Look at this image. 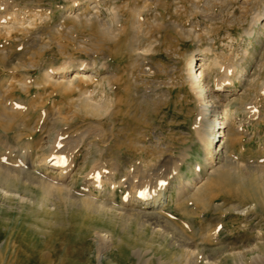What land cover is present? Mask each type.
Here are the masks:
<instances>
[{"label":"rangeland","instance_id":"1","mask_svg":"<svg viewBox=\"0 0 264 264\" xmlns=\"http://www.w3.org/2000/svg\"><path fill=\"white\" fill-rule=\"evenodd\" d=\"M13 1L17 2L19 8H21V5L25 7L28 4V7L41 9L40 11L48 13L49 17L45 21L40 18L37 19L36 22L39 26H34L35 29L30 26L31 29H34L32 35L29 33L25 35V33L14 30L10 38V35L7 32L3 34L5 33L3 31L0 38V112H2V94H6V96L9 94L7 96L9 99L18 100V102L20 100V106L24 107L25 110H28L30 105L32 107V101L34 100H36L34 105L39 107H35L28 118L25 115L24 117L19 115L21 118L17 116L13 121L0 120V156L1 152L6 151L4 146L7 143L14 146H24L29 141V133L32 132L30 127L33 126L40 115L44 114L45 117L46 114L50 115L52 113L47 121L42 116L45 121L42 122L43 124L41 123V126L46 125L47 130H38L35 135L36 138L40 137V134L44 136L45 133V137H47L51 130L53 136H56L54 131L57 129L61 137L64 136L69 139L70 136L77 135L80 129V133L83 132L88 137L82 148L83 151L81 150L79 155L82 168L86 164L84 171L88 170L97 161H99V164L105 162L104 164L109 169L115 162L122 163L124 169L129 167L135 169L141 164L145 167L148 161L156 158L157 153L154 151V147L156 141H158L157 136H161L162 143L166 140L164 143L167 144L169 149L166 154L179 156L185 152V154L188 153L191 156L188 162L201 161L204 152L196 135L195 125L200 123L198 119L202 116H200L199 108H197L199 103L195 99L196 97L188 85H185L182 70L184 69V60L191 51L214 46L213 53L219 54L220 63L223 62L222 67L230 63L238 65L241 62L242 49L246 48L242 44L245 42L243 40L245 38L244 27L247 26L248 18L253 15L255 6L264 4V0H224V4L217 5L213 10L211 6H206V0H200L201 9L206 6V12H203L195 8L193 5L194 0H106L107 7L116 3L119 10L121 9V24L124 26L116 39H110L103 36L96 20L93 24H90L85 19L81 21L73 17L67 18L64 13L65 8L71 5L70 0ZM144 4H147L145 10ZM136 8L148 11L147 13L144 12V15L146 17L150 15L151 17L149 23L143 26V30H137L133 26L134 17L137 13ZM157 11H162L166 16V20L163 22L162 19L158 20L155 17ZM108 14L109 12L105 10L102 15L107 19ZM191 16L193 19H197L195 26H192L193 19ZM187 19H189L190 24ZM197 21L201 22L198 23ZM185 27V31H182ZM194 28L199 32L200 37L189 31ZM260 34H257V38L252 41V46H250L251 57L246 63L250 78L241 81L236 80V87H232L235 89V95L231 98L234 100L230 103L229 116H231L230 119L234 118L235 121L231 120L235 123L231 128L236 130L235 127L239 125L240 128L236 130L237 132L233 131V142L230 143L228 148V152L232 153L230 157L233 162H239L241 166L249 162L253 166L257 165L258 169L264 168V99L258 94V89L264 80V34L261 37ZM232 39H236V42H231ZM150 46L154 48V54L152 51L151 55L149 54V57L145 60L137 56L139 51L143 52L145 48ZM69 58L76 62L84 61L89 64L94 62L93 65L96 62L98 68L101 67L100 65L104 61L109 63L111 69H105L103 72L98 70L99 74H96L95 82L98 84L99 81L106 78V80L109 79L108 81L117 84H115L113 92L110 93L113 99V108L110 114L100 115L88 112L84 109V103L80 101L83 90L94 88L96 85L93 82L94 80L93 83L91 82L88 85L86 82H81L82 91H78V89L67 90L64 85L62 87L57 85L44 87L42 79H44L45 68L58 67ZM146 68L148 73L143 72ZM219 71L222 73L221 68L217 70V72ZM14 75H17L16 79L25 78L28 79L29 83L32 81L29 93L21 87ZM11 78L15 80L13 86L11 85L8 89L7 84L12 81ZM35 81H43V84L36 85ZM157 81L158 83H156ZM78 84H80V81H78ZM3 86L6 90L3 89ZM14 91L15 93H13ZM146 95L149 97H145ZM77 105H82L83 109H80ZM247 105H250L253 111L249 110ZM129 111L131 112L129 113ZM212 111L213 108H210L208 115H206L207 120L214 117ZM85 113L87 114L85 115ZM52 120L57 121L53 122ZM207 120L204 124L208 122L207 124L210 126L205 124L208 130L212 128L213 123L212 121L209 123ZM67 132L69 133L67 134ZM140 132L144 137L141 136ZM143 138L147 140L145 141ZM90 140L94 146L92 153L89 154L85 146ZM143 144L150 146L147 147L148 149L146 148L147 150H144L142 149L143 146L141 147ZM132 146L133 150L130 148ZM86 151L87 153H85ZM101 153L104 154L101 155ZM138 153L140 154L138 155ZM86 157L88 159L84 162ZM109 162L111 164H108ZM135 163L140 165L138 166ZM186 167L187 165H183V169ZM255 173H252L253 176H247V180L242 182L240 181L241 175L237 176L235 174V177L228 170H219L215 177L213 176L212 185L207 190L208 195L206 194V196L208 197L209 206L206 209H202V205L194 200L181 204V209L180 207L177 208L174 203L170 204L171 206L167 209V216L191 239V246L188 248H172L165 244L164 247L160 248L158 247L160 238L156 237L154 240V243H156L153 244L150 241L152 235L148 231L145 235L140 236L141 240L148 241L146 244L143 242L137 243L134 239L130 240L132 244L136 247H142L143 250L152 248L151 252H142L140 258L130 252L127 247L121 248L116 244L112 249L105 252L100 263L96 242L91 236H79L71 215L63 216L62 219L66 225L57 224L62 216L60 218L54 217L56 223L45 226L46 232H39L30 227L33 223L31 217L27 218L25 215L20 217L17 210L0 207V264H168L159 261L158 256L160 255L168 260L182 257V261L176 259L178 264L190 256L188 254L189 249L195 251L197 264L210 262L212 264H264V229L262 234L258 236L259 238L255 240L252 237V230L245 228L247 221L250 222L249 226L251 228H264V174ZM251 177L253 179L257 178L258 181L261 180L258 184L261 187H257L258 190L260 189L259 194L263 199L260 200L261 204H258L256 209L252 211L251 217L246 218L245 215L236 211L235 207L248 208L252 203H256V199L250 190ZM184 208H187L189 212L184 213ZM46 217L48 218V215ZM17 218H19L18 223L15 224ZM213 230L219 231L220 242L206 241V235ZM130 233L138 236L135 227ZM115 234L124 236L119 227H116Z\"/></svg>","mask_w":264,"mask_h":264},{"label":"bare ground","instance_id":"2","mask_svg":"<svg viewBox=\"0 0 264 264\" xmlns=\"http://www.w3.org/2000/svg\"><path fill=\"white\" fill-rule=\"evenodd\" d=\"M70 1H71L70 3L71 5L70 6L68 5L65 8V13L63 12L67 18L73 17L74 19L81 21L85 19L90 24H93L94 20H96L98 23V27L101 33L103 34V36L108 37L110 39H116L120 35V31H122L124 26L121 24L122 21V14L120 12L121 9L119 10V7L118 5H116V3L113 4L110 3L112 5H109V7H107L106 0H85L83 2L80 0H70ZM199 2L201 1L194 0L193 5L195 6L196 9L202 10L203 12H206L207 5L208 7L211 6L212 7L211 9L215 10L217 5H221L222 3L224 4V0H206L205 2L206 6H204V8L201 9L200 6L201 4ZM16 3L13 0H0V38L2 36L3 31H5V33L3 34H6L7 32L8 35H10V38L12 37L14 30L25 33V35H28V33L29 34L34 33L32 31H34V29L39 26L36 20L40 18L45 21V19L49 17V14L40 11L41 9L28 7L27 6L28 4L25 7L21 5L22 8L21 9L17 7L18 4ZM146 5L147 4H144L143 6L144 10ZM105 10L109 12L107 19H105L102 15ZM253 10H254L253 15L250 18H248L247 26L244 27L245 38L243 40H245V42L242 44L245 45L246 48L242 49L243 54H242L241 62L238 65L234 63H230V64L226 63L227 65L222 67L221 64L223 62L220 63L219 60L220 57L218 58L219 54L217 55L213 53V51L215 50L214 46L203 47L196 51H191L190 53H188V56H186L185 60L183 59L185 63H184V69L182 70L184 72L183 78L185 81V85H188L189 89L196 97L195 99L199 103L197 108H199L200 116H202L201 118L198 115L200 117V119H198L200 120L199 121L200 123L198 125L194 124L196 126L195 129L196 135L198 137L200 144H202V150L204 152V157H202L201 161L196 160L197 162L194 161L188 162L191 156L188 153L185 154V152H183L184 154L181 153V155L179 156H175L174 154H166L169 151L167 144L164 143L166 142V140L162 143L161 136L160 137L157 136L158 141H156L154 147V151H156L157 153V155H155L156 158L151 161H148L145 167L142 166V164L141 166H139L140 164L138 165L135 163L136 165L139 166L138 168L131 169L132 167H129L128 169H124L122 163L115 162L109 169L104 164L105 162L104 163L100 162L99 164L98 163L99 161H97V163L94 162L95 164L92 165L89 169L87 168L88 170L84 171L83 169L85 168L86 164H84L82 168V165L79 162V155L85 144L86 139L88 138L87 135L83 132L80 133L81 130L79 129L78 131L79 133L77 135L74 136L72 135L68 139L67 137L65 138L64 136H63L64 138L61 137L60 132L57 129L56 130L54 129L55 130L54 132H56L55 133L56 136H53L54 134L53 132H51L52 131L51 130L47 137H45L46 135L45 133L44 136L40 134L41 136L36 138L35 135L37 134L38 130L41 129L43 131L47 130L46 125L41 126V123L45 120L47 121L50 115H52V113L51 114L49 113L50 115L46 114L44 117V114L42 115L41 112L40 117L35 121L33 126L30 127L32 132L29 133L28 135L29 141L25 143L24 146H18V145L14 146L7 143L4 146L6 151L1 152L0 207L8 208L10 210L12 209L17 210L19 212L20 217H22V215H25V217L27 218L31 217L33 223L30 225V227L39 232H46L47 230L45 226L55 224L56 222L53 219L54 217L60 218V216H62L57 221V224L66 225V223L62 218L63 216L65 217L66 215L68 216L71 215V218L74 222V225L77 229L79 236L80 237L91 236L92 239L96 242L97 244L96 247H98V257L100 259V263L101 260L103 259L105 252L112 249L116 244L119 245L121 248L127 247L130 250V252H133L139 258L142 252H147V253L151 252L152 251L151 247L148 248V250H143L142 247L140 246L136 247L130 241L131 239H134L137 243L143 242L144 244H146L148 241L145 242V240H141L140 236L145 235V233L148 231L152 235L150 241H152L153 244L156 243V242L154 243L156 237L160 238V240L158 241L159 242L158 247L160 248L164 247L165 244L172 248L190 247L191 239L184 233V231H182L178 226H176L175 222L174 223L172 222L173 220H171V218L167 216V209L171 206L170 204L174 203L176 204L177 208L180 207L181 209L182 208L180 206L181 204H184L185 202L187 203L190 200H194L199 205H202L201 206L202 209H206L209 206L208 197L206 196L207 190L212 185L213 176L215 177L216 173H218L219 170H224V169L228 170L230 171L231 174L233 173V176H235V174H237V176L241 175L242 177H240V181L242 182H245L247 180L246 179L247 176H251L252 173L256 172V173H260L261 175L264 174V168L258 169L257 165L253 166L248 162V163H244V165L242 164L243 166H241L239 162L238 163L233 162L232 158L230 157L232 153L230 151L228 152L229 145L231 142H233L232 135H233V131L235 130L234 128H233L234 130H232L231 128L232 125L235 123L232 122L234 118H231L232 119L231 120L230 119L231 116H229L230 103L234 100L231 98L232 96L235 95V89L232 87H236L235 86L236 80L241 81L243 79L247 80V78H250L248 76L249 69L248 67H246V63L250 59L252 53L250 46H252L251 44L253 39L257 38L258 36L257 34L261 33L259 35L260 37L261 35L264 34V24H263L264 4L263 5L257 4ZM144 12L146 11H143V9H137V13L134 17L135 19L133 22V26H135L137 30L138 29L143 30V26L146 23H149V21L151 20L150 15L146 17L144 15ZM155 17L158 18V20L162 19V22L166 20L165 18L166 16L163 14L162 11H157ZM187 20L189 21V19ZM196 20L193 19L192 26H195L197 24ZM173 21L175 22L176 20ZM30 26H33L34 29L33 28L31 29ZM185 29L186 27L183 28L182 31L183 30L185 31ZM189 31L195 34L197 37H200L199 32H197L195 28L190 29ZM2 39L4 38L2 37ZM8 40L9 39L7 38V41ZM231 42L233 43L236 42V39H232ZM153 49L154 48L152 46L145 48L143 52L139 51L137 56L145 60L146 58L149 57V54L151 55ZM154 52L155 51H153V54ZM102 63L103 64L100 65L101 67L98 68L96 62L95 65H93L94 62L93 64L91 63L89 64L84 61L76 62L69 58L68 60L63 61V63L58 67L50 66L48 69L44 67L46 71L44 74V79H42L44 82L43 81L42 82L45 85L44 87L55 86V85L62 87L64 85L65 88H67V90L70 89L73 91L78 89V91L79 90L82 91L81 82H86L87 85L91 83L93 80H94L93 82H95L96 80L95 76L99 74L98 70H102L103 72V70L105 69L107 70L111 69L108 62L104 61ZM138 66H139V62H138ZM219 68H221L222 73H220L221 71L217 72ZM143 72L148 73L147 68ZM14 76L13 77L16 79L17 75ZM17 79L16 80L21 85V87L25 91H27V93H29L31 91L32 84L30 83L32 81L29 83L28 79L25 78L20 80L19 78ZM14 80H12L9 84H7L8 89L11 85L13 86ZM108 80H106V78L102 79L101 81H99L98 84L97 82H95L96 85L94 86L93 89L91 90L85 89L82 91L80 95V101L84 103V105L82 103L81 104L84 106V109H86L88 112H94L100 115L110 114V111L113 108L112 107L113 99L110 93L113 92V90L115 89L116 83ZM78 81H80V84H78ZM42 82L35 81V84L40 86V83L43 84ZM170 82L172 81L170 80ZM176 82H177V78H176ZM156 83H158V81ZM3 89H5L4 86ZM258 90H259L258 92L259 96L263 97L264 99V80ZM13 93H15V91ZM156 93L158 94V92ZM2 96H3L2 97L3 101H1L2 112H0V120L13 121L15 120L14 118H16L17 116L19 117V115H23V117L25 115V117L28 118L31 115L30 112L35 107L36 108L38 107L34 105L36 103V100H34L32 101L33 103L31 102L32 107L30 105L29 109L25 110L23 109L24 107L20 106L21 105L20 100L18 102V100L16 101L14 99H9V97H7L6 94H2ZM145 97H149V96L146 95ZM117 101H119V99H117ZM82 105H77V106H79L80 109H83ZM248 107L249 110L250 109L252 110V108H250V105ZM210 108L211 109L213 108L212 112H214V117H212L213 119L210 118V120L209 119L207 120L206 115H208ZM130 112L131 111H129V113ZM86 114L87 113H85V115ZM42 116L45 118V120L43 119ZM19 118H21V116ZM206 120L209 121V123L211 121L213 123L212 128L208 130L206 129L205 126V124L209 125L207 124L208 122L204 124ZM235 128L236 130H238L240 128V125ZM92 130L94 131V129ZM208 132H210L211 134H209ZM68 133L69 132H67V134ZM141 136H143L142 133ZM145 136L147 135L145 134ZM221 137H224L225 139L222 138L223 139L222 140ZM98 139L100 140V138ZM143 139L145 140V138ZM91 140L87 144V146H85L89 154L92 153V148L94 146ZM152 144L154 143L152 142ZM149 146L148 144L141 145L142 149L144 150ZM130 148L132 149L133 146ZM199 152H201V150H199ZM85 153H87V151ZM103 154L104 153H101V155ZM139 154L140 153H138V155ZM217 154L219 155L217 156ZM86 159H88V157L84 159V162H86ZM106 162L108 161L106 160ZM108 164L111 163L109 162ZM183 165H187V167L183 169ZM260 181H258L257 178L254 179L252 178V182H251L250 179V190L252 195L256 199V203H252L251 206L248 208H244L240 206L235 207V210L239 211L240 214L245 215L246 218L251 217L250 214H252V211L256 209L258 204H261L260 200L263 199L260 197L259 194L260 189L258 190V187L259 188L261 187L260 185H258ZM183 210L184 213L189 212L187 208H184ZM46 215H48V218L46 217ZM19 218H17L15 224L18 223ZM249 225L250 222L247 221V223L245 224V228H247L248 230H252V237L255 238V240L258 239L259 238L258 236L262 234L264 228L263 227L251 228V226ZM116 227H119L121 232L124 233V236L115 234ZM134 227L136 232L138 233L137 234L138 236L130 233V231H132ZM255 235L256 237H254ZM206 236H207L206 241L209 240V241L220 242V233L217 230L208 232ZM188 254H190V256L187 257L185 261L178 264H197L195 261V251L189 249ZM158 259L161 263H168V264H177L176 259L182 261V257H175L173 259L168 260L165 259L163 255L158 256ZM207 264H212V263L210 262Z\"/></svg>","mask_w":264,"mask_h":264}]
</instances>
